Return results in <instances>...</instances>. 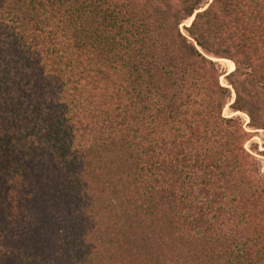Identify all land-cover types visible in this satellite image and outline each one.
<instances>
[{"label":"trees","instance_id":"16d2710c","mask_svg":"<svg viewBox=\"0 0 264 264\" xmlns=\"http://www.w3.org/2000/svg\"><path fill=\"white\" fill-rule=\"evenodd\" d=\"M257 129L264 0H0V264H264Z\"/></svg>","mask_w":264,"mask_h":264},{"label":"rangeland","instance_id":"374dc122","mask_svg":"<svg viewBox=\"0 0 264 264\" xmlns=\"http://www.w3.org/2000/svg\"><path fill=\"white\" fill-rule=\"evenodd\" d=\"M205 1L207 2L208 0H205ZM191 20L192 19L190 18V21ZM186 23L189 24L187 21H186ZM219 62L221 63L222 67L225 68V69H228V71H231L234 68V64L230 60L219 59ZM221 81H222L223 84L228 85L223 76L221 77ZM232 99H233V90H232ZM229 113L238 115L241 118V120L243 121L244 125H246V122L248 120V116L245 113L238 112V111L232 112L230 107L227 105L224 108V114H229ZM255 132L256 133H254V135L252 136L250 141L246 142L245 147L247 149L251 150V149L254 148V145H256L257 149L261 151V150L264 149V129H257V130H255ZM255 154L260 159V161L262 162V170H263V173H264V158H263V156H261L260 154H257L256 152H255Z\"/></svg>","mask_w":264,"mask_h":264},{"label":"water","instance_id":"95a60500","mask_svg":"<svg viewBox=\"0 0 264 264\" xmlns=\"http://www.w3.org/2000/svg\"><path fill=\"white\" fill-rule=\"evenodd\" d=\"M205 7H206V6H205ZM200 10H201V9H200ZM193 17H194V15L191 17V19H193ZM190 22H191V21H190ZM190 22H189V23H190ZM188 25H189V24H188ZM216 60H219V59H216ZM233 69H234V68H233ZM233 69H232V70H233ZM232 70H231V71H232ZM229 72H230V71H228L227 73H229ZM227 73H226V74H227ZM228 87H230V86L228 85ZM230 88H231V87H230ZM234 97H235V94H234V92H233V99H234ZM233 99L231 100V102H233ZM238 112H239V111H238ZM232 115H235V114H232ZM248 122H249V118H248L246 124H247Z\"/></svg>","mask_w":264,"mask_h":264},{"label":"bare ground","instance_id":"6f19581e","mask_svg":"<svg viewBox=\"0 0 264 264\" xmlns=\"http://www.w3.org/2000/svg\"><path fill=\"white\" fill-rule=\"evenodd\" d=\"M231 70V69H230Z\"/></svg>","mask_w":264,"mask_h":264}]
</instances>
